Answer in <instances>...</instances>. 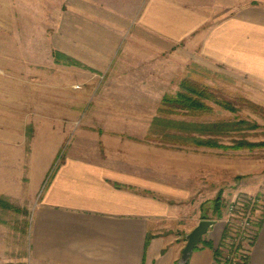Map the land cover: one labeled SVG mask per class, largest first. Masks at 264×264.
Returning <instances> with one entry per match:
<instances>
[{
  "label": "rangeland",
  "instance_id": "rangeland-1",
  "mask_svg": "<svg viewBox=\"0 0 264 264\" xmlns=\"http://www.w3.org/2000/svg\"><path fill=\"white\" fill-rule=\"evenodd\" d=\"M204 14L208 21L175 44L136 37L129 25L119 43H85L82 12L65 0H0V199L19 209L0 205V264H29L32 210L70 153L116 155L169 180L177 215L158 230L170 239L185 241L198 215L222 231L236 225L235 241L249 249L264 213V93L233 60H220L214 25L223 15ZM183 80L206 88L203 106H166ZM247 196L257 202L242 233L227 207Z\"/></svg>",
  "mask_w": 264,
  "mask_h": 264
},
{
  "label": "crops",
  "instance_id": "crops-1",
  "mask_svg": "<svg viewBox=\"0 0 264 264\" xmlns=\"http://www.w3.org/2000/svg\"><path fill=\"white\" fill-rule=\"evenodd\" d=\"M65 2L82 12L84 23L76 24L89 38L85 43L98 37L119 43L129 25L136 37L175 44L205 24V12L221 13L214 25L220 60H233L235 69L254 77L264 93V0ZM95 29L102 34L95 36ZM111 157L87 160L70 153L48 176L28 224L29 264H175L185 241L170 239L158 228L176 217L173 199L178 190L162 174L152 176ZM1 194L18 197L10 189ZM200 219L194 215L184 232ZM221 233L215 223L187 264H215L213 249L204 244L216 247ZM148 234L152 237L145 244ZM248 255L247 264H264V217Z\"/></svg>",
  "mask_w": 264,
  "mask_h": 264
},
{
  "label": "trees",
  "instance_id": "trees-1",
  "mask_svg": "<svg viewBox=\"0 0 264 264\" xmlns=\"http://www.w3.org/2000/svg\"><path fill=\"white\" fill-rule=\"evenodd\" d=\"M56 59L58 57L62 56L65 58V62L67 64H76L78 65V62L75 60L69 59L66 55H62L60 52H55ZM206 93V88L202 86H198L188 80H183L180 82L179 90L177 91L176 95L172 98H166L167 101L164 102L167 107L172 109H197L200 108L202 105L201 103V96L202 94ZM164 105V104H163ZM213 144V142H210ZM211 146V145H210ZM219 196L216 198V202L214 205V212L219 217L221 215L220 212V201ZM0 205L4 207H8L10 209H13L15 211H19L18 208L8 205L6 203H2L0 199ZM264 210V208H263ZM263 213V212H262ZM264 217V213L261 214L260 218L257 219L256 226L260 227L262 219ZM203 219V218H202ZM236 225H230L226 224L224 226V230L221 234L220 242L216 247H213L210 242H205V246L213 249V257H214V263L215 264H247L249 255V249H245L242 245V243L235 241V239L239 235V230L237 229ZM257 229V230H258ZM241 234V233H240ZM257 234V231L254 232L253 240L255 239V236ZM151 235L148 234L146 237V243L151 239ZM241 239V238H240ZM202 239L200 243H202ZM197 247V246H196ZM196 247L194 249H196ZM176 264V263H175ZM187 264V262L185 263Z\"/></svg>",
  "mask_w": 264,
  "mask_h": 264
},
{
  "label": "water",
  "instance_id": "water-1",
  "mask_svg": "<svg viewBox=\"0 0 264 264\" xmlns=\"http://www.w3.org/2000/svg\"><path fill=\"white\" fill-rule=\"evenodd\" d=\"M216 223L213 219H200L198 223L185 235V244L176 264H185L194 248L200 243L204 234Z\"/></svg>",
  "mask_w": 264,
  "mask_h": 264
},
{
  "label": "built area",
  "instance_id": "built-area-1",
  "mask_svg": "<svg viewBox=\"0 0 264 264\" xmlns=\"http://www.w3.org/2000/svg\"><path fill=\"white\" fill-rule=\"evenodd\" d=\"M256 199L252 197H245L241 201L237 203H231L230 206L228 204V213L231 214V216H237L236 214H239L240 219L238 220V226L240 227L241 232L244 233L243 229L250 225L249 223V215L250 211H252V208L254 207V204H256ZM253 206V207H252ZM251 237L248 234L246 236L245 241L250 242Z\"/></svg>",
  "mask_w": 264,
  "mask_h": 264
}]
</instances>
